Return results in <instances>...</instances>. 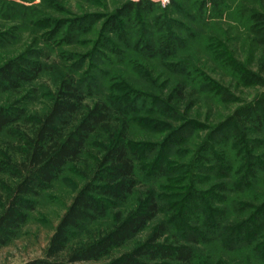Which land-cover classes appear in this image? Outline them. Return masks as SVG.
Segmentation results:
<instances>
[{
    "label": "rangeland",
    "instance_id": "1",
    "mask_svg": "<svg viewBox=\"0 0 264 264\" xmlns=\"http://www.w3.org/2000/svg\"><path fill=\"white\" fill-rule=\"evenodd\" d=\"M190 1L168 0L163 7L157 0H0V68L14 62L17 72L24 77L14 89H0V106L20 114L21 120L24 119L20 127L25 131V118L47 108L70 72L88 78L86 103H106L113 107L111 117L114 119L123 118L114 112L116 103H134L137 111L127 117V139L138 157L137 194L123 208L115 206L111 210L115 214L135 209L139 196L148 191L159 196L162 207L168 209L165 217L159 215L143 233L113 251L111 256L80 264H110L119 256L131 253L164 219L174 231L177 219L192 220L196 214L201 216L200 213L206 216L215 208L225 210V226H229L235 219L246 218L250 214L248 208L264 200V131L252 127L239 129L232 123L226 125L235 113L248 110L264 97V73L258 62L262 49L255 39L257 32L264 28V22L258 17L251 18L252 12L263 14V0H220L222 7L216 13L210 0ZM202 2L205 7L200 23L197 5ZM125 3H150L159 11H154V15L160 13L177 22V32L187 42L178 59L193 66L197 72L194 80L188 76L175 77L159 60L130 53L140 39L153 38L154 29L146 26L150 17H139L130 25L126 14H122L119 22L124 24L123 35L119 30L115 36L104 29L106 18L117 13ZM87 16H97L93 27L88 32L77 33L82 36L69 39L73 22ZM188 33L194 37L190 38ZM120 50L124 56L114 57L112 51ZM96 55L100 62L92 59ZM81 60L84 64L77 71L75 64ZM206 78L214 84L206 86ZM183 80L187 84L184 97L170 103L171 110L176 112L175 118L155 113L154 110L159 111L158 105H148L150 109L139 112V97L167 102L174 86ZM185 124L194 126L193 135L168 150L167 139ZM222 130L228 145L216 142L220 138L217 132ZM1 143L13 148L16 158L19 156L22 144L17 138L2 135ZM158 160L165 170L160 171L161 175L156 173ZM213 162L224 166L227 175L217 174ZM252 165L256 166L255 171ZM203 168L205 173L198 177V169ZM92 170L85 173L91 176ZM247 172H255V175L242 183ZM17 182L0 175V218L6 211L9 191L20 183ZM86 183L81 172L66 169L55 183L33 199L25 224L0 248V264H26L43 259L61 216ZM222 184H226L229 191L218 199L217 187ZM190 194L197 198L187 201ZM234 205L244 209L239 211ZM184 210L187 218L182 216ZM97 225L107 229L111 221H100L91 231ZM224 236L228 234L223 233ZM196 249V264H260L252 247L234 254L211 244Z\"/></svg>",
    "mask_w": 264,
    "mask_h": 264
},
{
    "label": "trees",
    "instance_id": "2",
    "mask_svg": "<svg viewBox=\"0 0 264 264\" xmlns=\"http://www.w3.org/2000/svg\"><path fill=\"white\" fill-rule=\"evenodd\" d=\"M210 1L213 13L219 11L222 7L220 0ZM197 7L200 10L197 18L201 23L204 2ZM262 9L263 14L252 12L251 18L258 17L264 22V0ZM154 11L159 12L150 3L138 5L125 3L117 13L106 18L104 29L115 36L118 30L121 33L124 24L122 25L119 19L122 14H126L130 25H134L139 17H150L151 21L145 25L154 29L152 33L154 40L151 38L135 41L130 53L159 60L176 75L175 77L188 76L190 80H194L197 72L193 66L178 59L187 42L186 39L180 38L176 29L177 22L164 18L160 13L154 15ZM96 19L97 16L76 19L72 24L73 31L69 34V39H72V36L76 39L83 35L77 33L88 32ZM188 34L190 38L194 37L191 33ZM256 37V43L262 49L258 62L263 74L264 28L257 32ZM105 41L108 43L107 39ZM112 52L114 57L118 54L124 56L121 50L117 53ZM96 57L98 56L92 59L100 62L101 59ZM83 61L75 64L77 71L83 66ZM20 73L17 72L14 62L2 66L0 89H14L17 82L24 79ZM70 73H67L61 81L47 108L37 115L25 118L24 124L27 127L25 131L20 127L22 120L24 121L21 120L20 114L12 113L0 106V136L15 137L22 144L20 151L17 150L19 153L17 158L13 148H9L4 143L0 145V175L20 182L14 189H10L6 211L0 218V248L5 246L14 233L25 224L28 211L32 209L31 201L55 183L66 169L81 172V177L87 182L73 197L71 204L61 216L49 240L45 257L26 264L97 262L111 256L113 251L122 248L143 233L159 215L165 217L168 211L162 207L160 197L148 191L139 196L135 209L126 210V213H112L113 207L123 208L128 200L137 194L138 157L127 139L129 123L127 117L137 111L136 106L131 102L116 103L114 112L122 115L123 118L114 119L111 117L113 107L102 101H97L93 105L86 103L85 83L88 78ZM200 75L202 76L201 73ZM250 76L255 77L254 74ZM205 80L208 82L206 86L214 84L208 78ZM257 80L261 78L257 77ZM183 81L174 86L168 97L169 102L153 98L147 101L144 96L138 95L141 96L138 98L141 101L134 100L140 101L137 109H140V112L150 109L148 105H158L159 111L154 110L155 113L159 112L168 119L175 118L176 112L171 110L170 103L180 101L184 97L187 84ZM230 124L238 125L239 129L252 127L253 130L264 131V97L252 104L248 110L243 109L235 113L234 117L226 122V125ZM194 131L192 124L179 127L167 139L168 150L189 139ZM223 131L217 132L219 135L217 138H220L216 142L219 145H228V138L222 137ZM213 163H216L214 166L218 171L216 173L221 177L225 176L224 166L218 165L217 162ZM252 167H254L252 171H255L256 166L252 165ZM158 168L156 173L161 175L160 171L165 170L160 160H158ZM91 169H93L91 176L85 173ZM204 173V168L198 169V177ZM254 175L255 172H247L241 182L244 183L247 177L252 178ZM227 191L229 189L226 184H222L217 187L216 196L220 199V196L222 197ZM187 198L185 201L197 197L195 194H190ZM199 208L201 211L204 209ZM234 208H239V211L244 209L236 205ZM185 210L182 216L187 218L188 213ZM209 211L206 216L202 213L201 216L196 214L191 218L192 220L177 219L178 223L174 231L168 225L167 219L162 220L156 224L142 245L129 254L119 256L110 264H196L198 258L196 247L206 244L215 245L224 252L232 254L241 253L252 247L257 261L264 264V200L258 206H250L248 208L250 214L246 218L235 219L229 226H225L224 209L211 208ZM109 220L111 226L107 229H100L101 226L97 225L95 230L91 231V227L96 223ZM223 233L228 236L223 237Z\"/></svg>",
    "mask_w": 264,
    "mask_h": 264
},
{
    "label": "built area",
    "instance_id": "3",
    "mask_svg": "<svg viewBox=\"0 0 264 264\" xmlns=\"http://www.w3.org/2000/svg\"><path fill=\"white\" fill-rule=\"evenodd\" d=\"M160 4H161V6H165V4H167V2H168V0H157Z\"/></svg>",
    "mask_w": 264,
    "mask_h": 264
}]
</instances>
